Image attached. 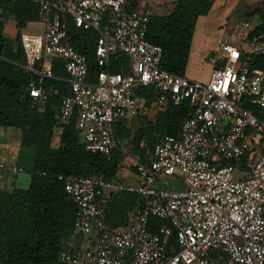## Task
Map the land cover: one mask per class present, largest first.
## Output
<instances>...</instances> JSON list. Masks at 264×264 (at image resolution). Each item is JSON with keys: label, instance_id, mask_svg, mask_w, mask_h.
Returning a JSON list of instances; mask_svg holds the SVG:
<instances>
[{"label": "built area", "instance_id": "obj_1", "mask_svg": "<svg viewBox=\"0 0 264 264\" xmlns=\"http://www.w3.org/2000/svg\"><path fill=\"white\" fill-rule=\"evenodd\" d=\"M44 20L42 33H21L22 68L32 76L27 92L46 103L63 65L71 94L62 100L61 122L76 116L83 146L110 156L120 145L116 126L138 117L151 87L163 108L188 101L192 112L178 135H164L147 162L132 160L137 181L59 175L76 206L74 228L87 241L59 252L66 264H264V30L222 42L208 81L162 68L163 49L147 38L151 8L130 9L131 0H31ZM96 34L97 72L77 51L68 21ZM129 65L112 71L116 54ZM252 106V107H250ZM0 171L25 168L0 161ZM181 177L184 190L161 185ZM113 194L136 196L126 226L109 221ZM152 218L161 222L153 230Z\"/></svg>", "mask_w": 264, "mask_h": 264}, {"label": "trees", "instance_id": "obj_2", "mask_svg": "<svg viewBox=\"0 0 264 264\" xmlns=\"http://www.w3.org/2000/svg\"><path fill=\"white\" fill-rule=\"evenodd\" d=\"M215 3L216 0H177L169 13L153 14L147 38L162 47L163 69L186 76L198 21L212 12ZM140 6V0H131L129 8L138 9ZM0 10V16L14 18L19 31L15 38H7L3 36V24L0 22V127L19 129L22 149L34 150L29 186L8 189L0 184V264H66L59 260V252L77 235L74 228L76 206L67 199L64 184L58 176L118 178L128 152L126 139H131L133 146L130 154L147 163L164 135L179 134L192 107L188 101L179 105L170 103L158 113L155 122L148 121L133 135L123 127L124 122L119 123L116 131L120 145L110 156L87 151L83 146L82 133L77 129L76 116L67 122L60 120L62 100L71 94L61 63L55 64L57 79L49 81L53 91L45 104H35L27 92L32 76L22 68L26 58L20 31L29 22L40 20L38 6L31 0H0ZM258 15L260 21L250 31V37L264 30V9H260ZM67 31L75 49L87 55L90 77L95 78L96 34L75 26L71 20ZM255 64L264 70V59L256 58ZM122 65L127 68L129 59L118 53L113 58L111 69L120 71ZM136 92L146 98L147 106L158 99L151 87H141ZM57 130L60 133L55 146ZM158 131L165 132L159 140L156 138ZM111 205L110 217L115 213L126 215V210ZM151 221L153 230L157 231L161 222L155 218Z\"/></svg>", "mask_w": 264, "mask_h": 264}, {"label": "rangeland", "instance_id": "obj_3", "mask_svg": "<svg viewBox=\"0 0 264 264\" xmlns=\"http://www.w3.org/2000/svg\"><path fill=\"white\" fill-rule=\"evenodd\" d=\"M176 1L177 0H140V7L151 8L154 13L167 14L174 7ZM260 9H264V0H216L210 15L205 18H200L196 28L195 40H193V42H195V50L197 53L192 58L193 61L189 68L191 76L197 78L194 80L208 81V77L212 74L214 68L211 57L215 55V52L212 50H217L222 42H231L236 45L240 44L242 38L258 25L260 21L258 11ZM1 13L2 11L0 10V15ZM7 19V17L0 16V22L2 23H6ZM6 28H2L6 36L16 37L19 34L17 22H14L12 27L8 25ZM206 49L211 50L208 55L205 53ZM163 110V106L159 104L147 106L140 114V120H142L143 123L145 122L144 125L146 126L147 121L155 122L158 113ZM164 134L165 132L158 131L156 133V138L159 140ZM58 141L59 136L57 134L54 140L55 146L58 144ZM129 146L131 147L132 145L126 143L127 150ZM128 153L130 154L129 150L126 152L120 172H126L128 169L125 162ZM26 173L30 175L29 171H26ZM121 176H123V174H121ZM15 177V174L0 171L1 180H9ZM167 185L168 188L174 190H184L186 187L181 177L170 179ZM125 199L131 205H135L133 198L125 196Z\"/></svg>", "mask_w": 264, "mask_h": 264}, {"label": "crops", "instance_id": "obj_4", "mask_svg": "<svg viewBox=\"0 0 264 264\" xmlns=\"http://www.w3.org/2000/svg\"><path fill=\"white\" fill-rule=\"evenodd\" d=\"M205 17H207V16H205ZM7 18H8L7 22L2 23L3 28H6L8 25H10L12 27L13 23L14 22L16 23V21L14 20L13 17H7ZM201 18H203V17H201ZM44 28H45L44 20L42 19V16H41L40 20L34 21V22H29L27 27L21 30V33L23 31H27L29 33H42ZM3 36H5L7 38H11V39L15 38V37L6 36L4 32H3ZM194 40H195V38H194ZM212 51L215 52V55H213V56L219 55V48L217 50H212ZM210 52H211V50L206 49L205 53H206V55H208ZM196 53L197 52L195 50V42H193L191 57H190L189 65H188L187 72H186V76L189 77L190 79H197L195 76H191V73H189V68H190V65L193 61L192 58L196 55ZM210 77H211V74L208 78L210 79ZM155 104H159L158 100L153 102L151 105L154 106ZM146 107H147V105H145V107H143L142 111ZM142 111H141V113H142ZM139 116L130 120V121L123 123V127H126L127 129H129L131 132V135H133L136 130L145 127V125H144L145 122L143 123V121L140 120ZM117 126H118V124H117ZM117 126H116V128H117ZM58 132L60 133V131L57 130L56 133L58 134ZM20 138H21V132L19 129H15L12 127H8V128L0 127V140H1L0 141V161L15 163V164H18L19 166H21L23 168L26 167L25 172H23L21 174H17L16 177L13 179H9V180H3V179L1 180L0 179V184L3 187H6L8 189H10L12 187L27 188L30 184V175L27 174L26 171L30 172V169L34 165V157H33L34 150L32 148H23L22 149ZM126 141L130 144L131 139L128 138V139H126ZM131 147H133V146H131ZM131 147L129 146V148H128V150L130 152L132 151ZM133 159L140 161V159L137 156H133V155L128 153L127 157L125 159V162L128 166V169L126 172H120L121 171L120 170L118 173V178H120L123 181H137V176H136L135 170L132 167V160ZM2 172H6V171H2ZM121 174H123V176H121ZM170 179H172V178H169L165 181H162L161 185H163L164 187H167L168 186L167 182ZM125 195L126 194H113L112 195L111 207H114L115 205H117V207H114V208H120V210H126L127 211L126 215H123V214L121 215L120 213H115V214L111 215V217L109 215V218H108L109 221L113 224L118 225V226H126L129 222V218H130L131 214L134 212V210L138 206L137 198H135L136 202H135V205L133 206L126 201ZM131 196L133 198L135 197V196L129 194V197H131ZM86 241L87 240L83 236L77 234L76 236H74L72 239H70L67 242V245H73V246H75V248L81 249L84 247Z\"/></svg>", "mask_w": 264, "mask_h": 264}]
</instances>
